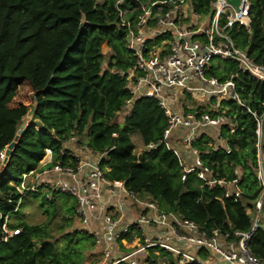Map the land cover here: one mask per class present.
Instances as JSON below:
<instances>
[{"label":"trees","instance_id":"1","mask_svg":"<svg viewBox=\"0 0 264 264\" xmlns=\"http://www.w3.org/2000/svg\"><path fill=\"white\" fill-rule=\"evenodd\" d=\"M210 1L190 3L194 12L206 15L210 13ZM132 6L134 3L123 5ZM82 14L87 23L80 29ZM249 19L248 27L234 23L227 34L253 62L264 64V0H250ZM225 20L222 16L220 23ZM125 35L115 0L99 4L94 0H0V151L13 140L23 118L31 114L0 173V215L10 218L15 212L19 196L16 186L23 173L37 167L45 149L50 148L57 157L62 143L75 135L93 150L107 152L102 164L109 178L124 180L132 190L151 195L162 208L206 228L226 229L230 222L233 229L247 230L252 220L249 210L254 211L253 202L259 191L253 115L232 101L224 102L235 128L233 133L228 132L226 125L221 128L230 153L218 150L203 156L204 164L218 176L239 179L242 198L217 201L214 196L221 195V190L201 187L195 173L182 180L176 156L163 144L137 155L131 134L137 131L143 145L158 143L167 119L157 101L147 97L134 99L130 112L122 114L131 95L125 88V79L116 71L133 64ZM103 45L109 48L108 55L102 53ZM209 73L220 78L235 74L236 88L248 107L257 115H264V82L238 71L228 61H218ZM195 107L198 112L206 111L198 104ZM118 112L122 114L121 122L117 121ZM212 139L205 134L196 145L202 148ZM261 154L264 156V139ZM236 168L238 174L234 173ZM54 196L56 202H49L42 195V205L54 207L72 199L65 194ZM72 203L73 216L74 200ZM44 213L51 215L48 210ZM9 226L20 231L0 244V264L84 262L73 260L76 250L71 246V236L54 238L45 222L20 221ZM249 249L256 257L264 258V222L254 232Z\"/></svg>","mask_w":264,"mask_h":264},{"label":"built area","instance_id":"2","mask_svg":"<svg viewBox=\"0 0 264 264\" xmlns=\"http://www.w3.org/2000/svg\"><path fill=\"white\" fill-rule=\"evenodd\" d=\"M101 2L94 0L95 4ZM131 3L132 8L123 7ZM209 5L210 13L201 15L193 11L190 0H115L119 24L126 29L125 46L133 56L132 66L116 71L125 79L131 95L122 114L130 112L136 98L156 100L166 116L167 127L158 143L151 142L144 148L163 144L176 156L182 180L195 173L201 187L221 190L222 194L214 199L222 202L223 198H242L239 179L218 176L204 164L203 156L218 150L230 153L221 126L226 125L229 133L235 128L226 114L229 107L223 102L232 101L246 108L256 122L259 185L251 225L247 230L233 229L229 222L226 229L206 228L163 209L151 195L132 190L124 180L109 178L102 164L107 152L95 151L71 135L62 143L57 157L46 148L37 167L22 174L13 211L29 193H41L49 202H56L54 194L70 196L74 200L73 216L96 248L83 264H153L159 258L161 264H264V258L256 257L249 249L261 225L264 207V157L260 151L264 115L248 107L236 88L235 74L220 78L209 73L218 61H228L238 71L264 82V64L253 62L227 34L234 23L249 26L250 0H240L238 11L227 0H211ZM222 16L226 18L223 24ZM194 103H206V111L192 110ZM205 134L213 139L200 148L196 144ZM6 147L0 151V170L6 165ZM238 172L236 168L234 173ZM0 220L2 244L20 229L9 226V215H0Z\"/></svg>","mask_w":264,"mask_h":264},{"label":"rangeland","instance_id":"3","mask_svg":"<svg viewBox=\"0 0 264 264\" xmlns=\"http://www.w3.org/2000/svg\"><path fill=\"white\" fill-rule=\"evenodd\" d=\"M102 53L108 55L109 48L106 45L102 46ZM105 65L106 63L104 62L103 67H105ZM195 108L197 107L193 106L192 110ZM30 120L31 114H28L23 118V122L29 123ZM117 121H122L121 114L119 113L117 114ZM131 140L135 145L134 153L140 155L145 148L137 131L131 134ZM42 199L41 193L25 196L21 200L19 208L11 214L10 223L24 221L30 224H40L45 222L52 229L54 238H61L64 234H69L71 236V246L76 250V255L73 260L86 261L94 255L96 248L93 241L81 232L77 219L72 216L71 206L73 205V199L55 205L54 207L50 206V204L42 205ZM45 210L50 211L51 215H46L44 213ZM249 214L250 216H253L254 211L249 210ZM261 217L264 218V211L261 212ZM161 261L162 259L159 258L153 264H161Z\"/></svg>","mask_w":264,"mask_h":264},{"label":"water","instance_id":"4","mask_svg":"<svg viewBox=\"0 0 264 264\" xmlns=\"http://www.w3.org/2000/svg\"><path fill=\"white\" fill-rule=\"evenodd\" d=\"M228 4H230L236 11H238V6H239V2L240 0H227ZM87 23L86 21V17L84 14L81 15V19L79 22V28L82 29L84 27V25ZM29 123L27 122H23L20 127L17 129L16 134L13 137V140L7 145L6 149H5V156L6 159L4 160V163L7 162L8 158L10 157L19 137L21 136V134L23 133V131L26 129L27 125ZM3 169V168H2ZM2 169L0 170V173L2 171Z\"/></svg>","mask_w":264,"mask_h":264},{"label":"crops","instance_id":"5","mask_svg":"<svg viewBox=\"0 0 264 264\" xmlns=\"http://www.w3.org/2000/svg\"><path fill=\"white\" fill-rule=\"evenodd\" d=\"M225 102H229V101H225ZM196 104H198V103H194V104H192L193 106H195ZM223 104H224V102H223ZM199 105V104H198ZM225 106H228L227 104H224ZM201 107H206V106H208L206 103H204V104H201L200 105ZM229 107V106H228ZM234 122V121H233ZM223 126V125H222ZM222 126H221V128H222ZM221 134H222V132H221ZM263 140V139H262ZM260 151H261V148H260ZM263 156V155H262ZM264 157V156H263ZM220 196V195H219ZM161 207V206H160ZM162 208V207H161ZM164 209V208H163ZM170 211V210H169ZM262 211H264V209L262 210ZM262 222H264V218L262 217V221H261V223ZM230 223V222H229ZM167 257H168V259L169 260H171V256H168L167 255Z\"/></svg>","mask_w":264,"mask_h":264}]
</instances>
